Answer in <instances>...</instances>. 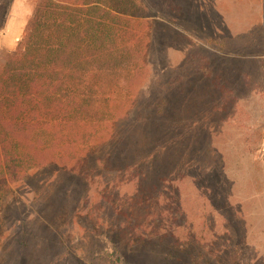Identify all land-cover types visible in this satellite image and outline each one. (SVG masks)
Here are the masks:
<instances>
[{
  "label": "rangeland",
  "instance_id": "obj_1",
  "mask_svg": "<svg viewBox=\"0 0 264 264\" xmlns=\"http://www.w3.org/2000/svg\"><path fill=\"white\" fill-rule=\"evenodd\" d=\"M40 2L0 0V75ZM102 4L138 8L139 21L121 22L111 38L141 49L147 33L145 75L130 88L122 72L123 88L100 103L89 131L69 128L80 149L95 141L89 134L112 138L82 153L83 167L48 165L10 187L0 204V264H264V26L253 27L264 0ZM83 33L71 39L102 38ZM8 118L2 102L0 122ZM157 138L152 169L116 170L119 160L150 155ZM140 184L162 197L140 204Z\"/></svg>",
  "mask_w": 264,
  "mask_h": 264
},
{
  "label": "trees",
  "instance_id": "obj_2",
  "mask_svg": "<svg viewBox=\"0 0 264 264\" xmlns=\"http://www.w3.org/2000/svg\"><path fill=\"white\" fill-rule=\"evenodd\" d=\"M105 1L82 4L79 0H41L18 44L16 55L0 75V104L4 102L11 114V118L0 122V204L10 187L21 182L30 171L52 164H62L77 171L86 164L87 155L82 153L91 147L87 153L90 154L112 140L110 137L101 142L96 132L94 135L87 133L89 139L94 137L95 141L87 149H80L81 140L76 145L77 141L68 138L71 135L69 128L75 125L80 128L79 133L88 132L90 123L97 115L100 117V103L103 108L115 100V94L123 88L119 80L122 72L127 73L130 88L145 75L149 47L147 33L142 35V50L134 46L122 49L111 38L119 33L121 22L139 21L135 13L138 8L126 13L106 8L102 4ZM90 5L94 8H88ZM94 12L100 17L95 26L90 18ZM83 27H86V33L81 30ZM99 31L100 42L94 38L71 39L82 33L95 37ZM91 102L94 106L88 108ZM158 143L157 138L152 147ZM66 144L76 150L69 153ZM156 150L154 146L151 154H146L140 162L129 164L126 158L119 160L116 170H130L132 165L137 168L148 165L152 169V162L147 161ZM173 171L163 180L169 179ZM148 176L145 173L142 182L149 180ZM141 184L142 191L138 192L140 204L149 205L162 197V190L156 186L145 188ZM162 225H158L157 233L150 235L149 239L159 236ZM1 239L0 218V243ZM192 242L189 237L186 246Z\"/></svg>",
  "mask_w": 264,
  "mask_h": 264
},
{
  "label": "crops",
  "instance_id": "obj_3",
  "mask_svg": "<svg viewBox=\"0 0 264 264\" xmlns=\"http://www.w3.org/2000/svg\"><path fill=\"white\" fill-rule=\"evenodd\" d=\"M264 26V20L262 21H258L257 23H255V25H253V27H263Z\"/></svg>",
  "mask_w": 264,
  "mask_h": 264
}]
</instances>
